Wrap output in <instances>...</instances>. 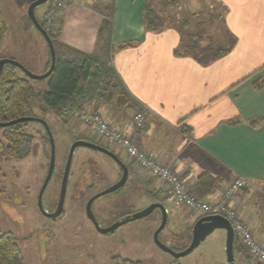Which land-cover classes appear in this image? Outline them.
Wrapping results in <instances>:
<instances>
[{"label": "rangeland", "instance_id": "obj_1", "mask_svg": "<svg viewBox=\"0 0 264 264\" xmlns=\"http://www.w3.org/2000/svg\"><path fill=\"white\" fill-rule=\"evenodd\" d=\"M32 1L34 0H0V10L7 26V32L1 41L0 59H13L29 72L40 75L48 67L49 49L28 17L27 8ZM93 3L101 8L104 5ZM149 3L158 9L164 24L176 23L181 31L184 29L181 22L191 24L188 29L198 36L194 34L184 38L183 48L191 46L192 42H197L198 46L204 48L210 41L216 44L222 33L221 12L203 7L201 1L164 0L166 6H174L167 9L165 6L161 9L163 0H150ZM51 4V0H48L38 6L36 16L46 32L54 34L66 5L64 2L55 9ZM197 4L200 5L199 10H196ZM159 5L161 8L157 7ZM105 6V12H110L111 4L107 3ZM51 9H55L50 14L52 22L47 23ZM184 32L186 30L182 31L185 35ZM198 54L200 55L199 52ZM16 72L19 76L25 75L19 68ZM32 84L41 90L47 86V78L33 80ZM30 101L35 117L46 122L54 139L53 174L41 198L42 206L47 212L55 210L61 173L71 143L84 139L108 148L119 155L124 164L130 166L128 178L122 187L92 202L97 223L101 227H107L144 211L152 202H161L171 214H167L166 225L158 235L159 240L175 252L186 248L192 237L193 220L199 213L172 206L169 198L153 201L148 194L150 191L158 190L161 197H166L157 179L142 172L123 152L108 146L79 119L72 117L74 110L62 118L39 105L35 97ZM137 110L108 104L105 99L100 98L84 106L82 112H100L114 124L128 121L130 114ZM22 128L27 133L22 146V157L8 161L0 159V234L11 233L16 238L26 264H111L110 258L116 255L139 260L143 264H227L226 231L220 228L214 229L190 253L182 257H174L160 248L153 239L162 217L158 208L146 216L128 220L109 233L98 232L86 216V203L91 196L116 183L122 170L112 158L92 148H75L69 168L63 213L56 218H47L37 205V197L49 163L47 134L36 121H25ZM257 188L255 191L264 196V182ZM240 212L243 213V220L252 228L251 214L246 210ZM177 218H184L186 222L180 223ZM252 231L256 229L253 227ZM234 255L236 264H260L248 254L245 256L235 252Z\"/></svg>", "mask_w": 264, "mask_h": 264}, {"label": "crops", "instance_id": "obj_2", "mask_svg": "<svg viewBox=\"0 0 264 264\" xmlns=\"http://www.w3.org/2000/svg\"><path fill=\"white\" fill-rule=\"evenodd\" d=\"M69 1L58 40L109 59L129 96L147 111L142 148L191 185L204 171L220 178L209 201L219 200L233 178H246L249 185L234 205L251 214L253 233L264 242V196L255 191L264 182V0H197L221 12L222 33L207 46L227 49L206 63L183 48L184 36L195 34L191 24L181 22L185 35L176 23L146 28L142 10L150 0ZM106 2L113 5L112 19ZM166 5L157 7H174ZM131 115L110 123L132 133Z\"/></svg>", "mask_w": 264, "mask_h": 264}, {"label": "trees", "instance_id": "obj_3", "mask_svg": "<svg viewBox=\"0 0 264 264\" xmlns=\"http://www.w3.org/2000/svg\"><path fill=\"white\" fill-rule=\"evenodd\" d=\"M36 9L37 7L34 11L35 15ZM142 11V21L148 30H157L162 27L164 24L163 17L152 7L149 1L143 5ZM112 15L113 5L108 12L110 19H112ZM38 22L43 26L42 22L39 20ZM59 29L60 25L57 26L54 34L48 33L55 51V65L52 73L47 77L45 90L36 89L32 84L33 80L26 75L19 76L16 72L17 67L11 64L3 66L0 74V122H8L20 117H35L30 101L32 97H35L39 105L62 118L67 117L72 110L82 111L84 106L100 98L105 99L106 103L118 107L143 109L129 96L117 72L109 64L107 57L104 58L96 53H84L61 43L58 40ZM6 32L7 26L0 10V43ZM188 35L184 38L190 37V34ZM41 37L43 38L42 35ZM45 44L48 47L46 41ZM185 49V52H192L194 58L202 63L219 57L227 51V49L211 46L199 47L197 42H192L191 46H186ZM195 50L200 53L199 56ZM112 52L113 49L111 54ZM49 64L50 53L48 50L47 69ZM24 123L19 122L0 127L2 130L0 159L8 161L22 157V146L27 138V133L22 128ZM126 166L129 172L130 166ZM219 182L220 178L213 177L205 171L200 172L192 182L190 193L204 199L215 192ZM148 194L153 201H164L168 198L167 196L161 197L158 190L150 191ZM202 216L208 215L197 217L194 223ZM235 252L247 256L234 235L233 253ZM110 262L111 264H143L139 260H131L117 255L111 257ZM0 264H26L17 240L11 233L0 234Z\"/></svg>", "mask_w": 264, "mask_h": 264}, {"label": "built area", "instance_id": "obj_4", "mask_svg": "<svg viewBox=\"0 0 264 264\" xmlns=\"http://www.w3.org/2000/svg\"><path fill=\"white\" fill-rule=\"evenodd\" d=\"M64 2L67 5L70 1L51 0L52 8L56 9ZM55 9H51L46 20L47 23L52 22L50 14L54 13ZM72 117L79 119L108 146L123 152L142 172H147L155 177L162 185L164 194L175 207L187 208L201 215H220L226 218L230 222L241 248L253 260L264 264V242L254 235L251 226L243 220V213L234 205L241 191L249 185L246 178L242 176L233 178L224 187L222 196L217 201L199 198L190 193L191 183L189 181L182 179L169 166L142 148L140 140L146 124V110L140 109L132 113V133H126L120 128L112 126L108 118L100 112L74 110ZM180 135L184 140L190 141L187 132L181 131Z\"/></svg>", "mask_w": 264, "mask_h": 264}, {"label": "water", "instance_id": "obj_5", "mask_svg": "<svg viewBox=\"0 0 264 264\" xmlns=\"http://www.w3.org/2000/svg\"><path fill=\"white\" fill-rule=\"evenodd\" d=\"M47 1L48 0H34V1H32L28 5L27 14H28V17H29L32 25L43 36L44 40L47 43L49 53H50L49 68L44 73H42L40 75H35V74L29 72L22 64L16 62L15 60L10 59V58H2V59H0V74H1V71H2L3 66L5 64H11V65L19 68L29 79H32V80L45 79L52 73V71L54 69V65H55V51L53 48V44H52V41L50 39L49 34L40 25V23L37 20L35 13H34L36 7L45 4ZM25 121H36V122L40 123L43 126V128L45 129L48 140H49L50 155H49V163H48V167H47V173H46V176L42 182V185L40 187L39 194L37 197L38 208L44 216H46L48 218H56L63 213V205H64L65 192H66V187H67V180H68V174H69L71 159H72L73 153L75 151V148L84 146V147H88V148H92L94 150L100 151V152L104 153L105 155L109 156L119 165V167L122 170L121 176L117 180L116 183H114L112 186L94 194L93 196H91L88 199V201L86 203V206H85L86 216L93 223L94 227L96 228V230L98 232L109 233V232L113 231L114 229H116L117 227L121 226L122 224L126 223L128 220L146 216V215L150 214L153 210L158 208L161 210L162 217H161V222H160L159 226L156 228V230L153 234V239H154V242L160 248H162L166 252L172 254L174 257H182V256L190 253L214 229L220 228V229H224L226 231V245H225L226 262H227V264H236L235 259H234L235 258L234 253H233L234 230H233L230 222L226 218H224L223 216H220V215H208V216L200 217L193 224L192 237H191L189 244L186 246V248H184L180 252H175L170 247L163 244L158 238L159 233L164 229L166 222H167V211H166L163 203H161V202H152V204H150V206H148L144 211L137 213L130 218H124V219H122V220H120V221H118L112 225L107 226V227H101L97 223L95 216L93 214L92 202L96 198H98V197H100L106 193L115 191V190L119 189L120 187H122L128 178V168L122 162V160L118 157V155L116 153L112 152L111 150H109L108 148H106L104 146L95 144L93 142H90V141H87L84 139H77L71 143V145L69 147V152L67 155L65 167L63 169V174H62L60 188H59L57 206L53 212H47L42 206L41 198H42V194L44 192V189L46 188V186H47V184H48V182H49V180L53 174V169H54L55 147H54V139H53L52 132L50 131L46 122L40 118H37V117H20V118H17V119L8 121V122H0V127H6V126L14 124V123L25 122Z\"/></svg>", "mask_w": 264, "mask_h": 264}, {"label": "flooded vegetation", "instance_id": "obj_6", "mask_svg": "<svg viewBox=\"0 0 264 264\" xmlns=\"http://www.w3.org/2000/svg\"><path fill=\"white\" fill-rule=\"evenodd\" d=\"M96 151H97V150H96ZM61 174H63V172H62ZM61 178H62V175H61ZM57 202H58V199H57ZM57 202H56L55 208H56V206H57ZM47 218H48V217H47Z\"/></svg>", "mask_w": 264, "mask_h": 264}]
</instances>
